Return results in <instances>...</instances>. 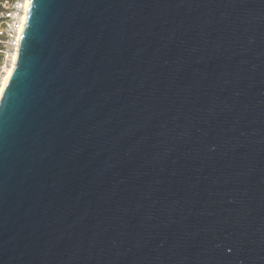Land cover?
<instances>
[{
    "label": "water",
    "instance_id": "1",
    "mask_svg": "<svg viewBox=\"0 0 264 264\" xmlns=\"http://www.w3.org/2000/svg\"><path fill=\"white\" fill-rule=\"evenodd\" d=\"M0 98V264H264V0H30Z\"/></svg>",
    "mask_w": 264,
    "mask_h": 264
},
{
    "label": "bare ground",
    "instance_id": "2",
    "mask_svg": "<svg viewBox=\"0 0 264 264\" xmlns=\"http://www.w3.org/2000/svg\"><path fill=\"white\" fill-rule=\"evenodd\" d=\"M29 2L30 0H22V1H19V5L21 6L22 8V12L21 14L19 15V24H18V27H17V31H16V35L15 37L12 39L11 41V44H13V52H12V59H11V64L10 66L8 67L7 69V72L5 73L3 79H2V82L0 84V98L4 92V89L10 79V76L16 66V61H17V53H18V49H19V45H20V38H21V34L23 32V29L25 27V23H26V19H27V9H28V6H29Z\"/></svg>",
    "mask_w": 264,
    "mask_h": 264
},
{
    "label": "rangeland",
    "instance_id": "3",
    "mask_svg": "<svg viewBox=\"0 0 264 264\" xmlns=\"http://www.w3.org/2000/svg\"><path fill=\"white\" fill-rule=\"evenodd\" d=\"M22 0H12L13 3ZM2 5L0 4V12L2 11ZM11 37L9 36V31L7 25L3 18L0 17V84L2 79L7 72L8 67L11 64L12 50ZM12 51V52H11Z\"/></svg>",
    "mask_w": 264,
    "mask_h": 264
},
{
    "label": "built area",
    "instance_id": "4",
    "mask_svg": "<svg viewBox=\"0 0 264 264\" xmlns=\"http://www.w3.org/2000/svg\"><path fill=\"white\" fill-rule=\"evenodd\" d=\"M0 4L3 7L2 11L0 12V17L4 19L5 24L7 25L9 36L11 37L12 41L16 35L19 24V15L22 12V8L19 5V1L13 3L12 0H0Z\"/></svg>",
    "mask_w": 264,
    "mask_h": 264
}]
</instances>
